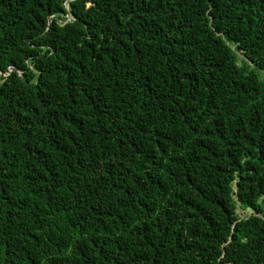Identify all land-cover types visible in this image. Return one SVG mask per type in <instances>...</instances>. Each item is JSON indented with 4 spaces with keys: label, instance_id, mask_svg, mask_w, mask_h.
<instances>
[{
    "label": "trees",
    "instance_id": "obj_1",
    "mask_svg": "<svg viewBox=\"0 0 264 264\" xmlns=\"http://www.w3.org/2000/svg\"><path fill=\"white\" fill-rule=\"evenodd\" d=\"M0 264H264V0H0Z\"/></svg>",
    "mask_w": 264,
    "mask_h": 264
},
{
    "label": "rangeland",
    "instance_id": "obj_2",
    "mask_svg": "<svg viewBox=\"0 0 264 264\" xmlns=\"http://www.w3.org/2000/svg\"><path fill=\"white\" fill-rule=\"evenodd\" d=\"M239 58H240V57H239ZM238 213H239L241 216H245V215H247V212L242 211L240 208L238 209Z\"/></svg>",
    "mask_w": 264,
    "mask_h": 264
},
{
    "label": "water",
    "instance_id": "obj_3",
    "mask_svg": "<svg viewBox=\"0 0 264 264\" xmlns=\"http://www.w3.org/2000/svg\"><path fill=\"white\" fill-rule=\"evenodd\" d=\"M69 17H70V15L67 16V18H69ZM50 22H51V20H50ZM10 71H11V70H10ZM234 194H236V193H234ZM246 212L250 213V209H249V208H246ZM241 219H242V218L240 217V218H239V221H240Z\"/></svg>",
    "mask_w": 264,
    "mask_h": 264
}]
</instances>
